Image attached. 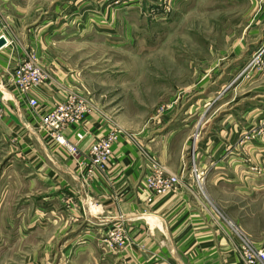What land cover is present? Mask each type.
<instances>
[{
  "label": "rangeland",
  "instance_id": "obj_1",
  "mask_svg": "<svg viewBox=\"0 0 264 264\" xmlns=\"http://www.w3.org/2000/svg\"><path fill=\"white\" fill-rule=\"evenodd\" d=\"M0 13L11 22L13 48L56 59L126 132L160 131L167 117L166 128L176 121L181 138H190V159L211 136L238 132L237 164L223 156L216 169L203 168L206 161L198 159L201 166L192 161L179 176L217 178L202 182V193L244 231L241 244L254 261L264 262V0H0ZM246 130L252 152L242 145ZM52 187L38 189L48 194ZM44 229L27 241L22 233L0 232V264H124L116 258L134 248L130 230L113 224L94 237L96 263L97 253L92 260L89 249L69 246L75 235L88 240L86 230Z\"/></svg>",
  "mask_w": 264,
  "mask_h": 264
},
{
  "label": "crops",
  "instance_id": "obj_2",
  "mask_svg": "<svg viewBox=\"0 0 264 264\" xmlns=\"http://www.w3.org/2000/svg\"><path fill=\"white\" fill-rule=\"evenodd\" d=\"M4 15L0 17V37L11 39L13 28ZM31 55L48 80L40 88L23 93L10 82L11 75ZM67 72L70 73L56 59H46L41 51L16 50L12 45L0 50V97L5 99L0 106V232L22 233V240L27 241L30 233L44 226V230L54 227L65 233L84 229L91 234L86 236L88 240L81 242L75 235L69 246L73 250L89 249L95 260L93 255L98 249L94 237L103 238L113 224L123 223L135 240L133 251L116 258L124 264H264L249 263L244 257L246 245L240 240L244 231L233 226L231 220L225 221L220 210L202 193V182L210 185L217 178L183 176L175 191L148 202L152 194L146 177L151 166L160 163L182 176L190 162L201 166L198 159L206 161L203 168L209 164L216 169L223 156L232 165L237 164V151L232 148L238 132L211 136L200 152H191L194 157L190 159L185 156L190 138H181L182 127H176V121L166 128V117L164 126L158 127L160 131L126 132L99 107L100 102L91 92L79 90V77L68 76ZM72 96L82 97L93 106L83 122L64 132L66 140L78 149V158L58 144L43 123L51 109ZM32 100L38 102L37 107L30 105ZM116 131L119 136L113 159L105 170L93 168L89 173L92 145ZM244 132L242 145L252 152V134ZM225 137L230 140L225 141ZM222 139L226 144L217 156V142ZM207 150L212 153L207 155ZM248 153L246 149V160ZM46 185L53 186L52 193L39 192L38 187ZM47 200L52 206L31 207L32 201ZM16 201H23L20 209L15 207ZM144 231L150 232L151 237L141 242ZM254 248L258 249L255 245ZM97 256L98 253L96 263Z\"/></svg>",
  "mask_w": 264,
  "mask_h": 264
},
{
  "label": "built area",
  "instance_id": "obj_3",
  "mask_svg": "<svg viewBox=\"0 0 264 264\" xmlns=\"http://www.w3.org/2000/svg\"><path fill=\"white\" fill-rule=\"evenodd\" d=\"M1 38H6V46L12 45V40L10 38L6 36H2ZM47 80V74L37 63L36 57L31 55L27 61L20 64V66L12 72L10 82L20 92L25 93L31 89L40 88ZM4 103L5 99L0 97V106H3ZM30 105L32 107H37L38 102L32 100ZM92 111L93 106L85 99L72 96L66 102L51 109L44 116L43 123L45 127L52 132L56 142L68 149L74 158H78V149L66 140L64 132L71 126L79 125L92 113ZM118 136L119 133L116 131L94 142L89 153V161L91 164L89 173H92L93 168L105 170L109 162L113 159L114 146L118 140ZM194 172L197 173L198 171L196 170ZM197 177L201 179L202 175H197ZM180 183L181 177L172 172L167 166L160 163L151 166L146 177V184L152 194L148 202L152 203L154 198L163 197L175 191L177 187L180 186ZM244 257L249 260L250 263L254 262V258L250 256V252H248L247 249L244 253Z\"/></svg>",
  "mask_w": 264,
  "mask_h": 264
},
{
  "label": "water",
  "instance_id": "obj_4",
  "mask_svg": "<svg viewBox=\"0 0 264 264\" xmlns=\"http://www.w3.org/2000/svg\"><path fill=\"white\" fill-rule=\"evenodd\" d=\"M4 46H6V41H5L4 38H0V50H1Z\"/></svg>",
  "mask_w": 264,
  "mask_h": 264
},
{
  "label": "bare ground",
  "instance_id": "obj_5",
  "mask_svg": "<svg viewBox=\"0 0 264 264\" xmlns=\"http://www.w3.org/2000/svg\"><path fill=\"white\" fill-rule=\"evenodd\" d=\"M136 14H137V13H136ZM1 37H2V36H1ZM1 37H0V38H1ZM5 39H6V38H5ZM4 47H5V46H4ZM4 47H3V48H4Z\"/></svg>",
  "mask_w": 264,
  "mask_h": 264
}]
</instances>
